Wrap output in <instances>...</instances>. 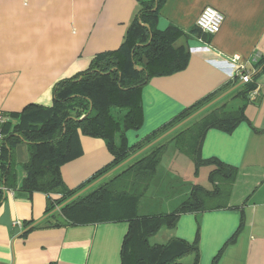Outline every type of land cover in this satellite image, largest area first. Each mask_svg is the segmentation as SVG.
Returning a JSON list of instances; mask_svg holds the SVG:
<instances>
[{"label":"crops","instance_id":"obj_1","mask_svg":"<svg viewBox=\"0 0 264 264\" xmlns=\"http://www.w3.org/2000/svg\"><path fill=\"white\" fill-rule=\"evenodd\" d=\"M205 7L224 18L215 35L195 27ZM140 9L135 0H0V111L9 115V132L26 107H51L59 82L85 72L97 55L119 49ZM169 27L183 34L174 46L186 51V67L152 77L142 87V125L125 133L127 145L141 142L221 89L220 96L231 90L222 98L226 110L241 107L243 102L233 99L245 85L234 82L232 58L239 57L256 92L247 101L246 120L230 133L209 130L201 146L202 159H217L237 169L229 208L182 214L166 240L196 243L197 264H212L217 256L215 264H264V203L249 204L250 182L254 186L264 178V70L258 65L264 59V0H165L156 29ZM78 143L79 155L60 168L69 190L112 161L104 140L79 133ZM176 154L182 171L184 155L177 150ZM27 158L26 144L18 143L12 152L16 188L12 195L0 192V218L7 205L11 223H21L17 235L0 224V264H120L128 224L46 226L48 197L20 190L25 176L21 165ZM201 187L210 189V184ZM186 258L193 263V256Z\"/></svg>","mask_w":264,"mask_h":264},{"label":"trees","instance_id":"obj_2","mask_svg":"<svg viewBox=\"0 0 264 264\" xmlns=\"http://www.w3.org/2000/svg\"><path fill=\"white\" fill-rule=\"evenodd\" d=\"M135 1L141 9L119 49L97 55L85 72L59 82L51 107L30 105L18 115V122L10 132L8 124L3 127L5 142L0 158V183L10 190L16 188L17 170L12 152L18 143H25L28 158L21 165L25 176L20 190L48 197L43 220L46 226L126 222L128 230L121 245L120 264H181L180 261L188 256H193L192 264H197L196 243L171 239L152 244L150 239L162 228L173 230L182 214L229 208L237 169L217 159H202L201 146L209 130L230 133L246 120L245 107L249 94L255 89L252 79L233 96L243 102L238 109L228 111L225 103L209 107L200 119L177 129L64 204L224 91L221 89L203 98L134 146L127 145L125 133L138 130L142 125V87L152 77L169 76L183 70L188 59L183 47L174 46L177 38L183 35L179 30L169 27L160 32L156 29L158 11L165 0ZM258 65L264 70V59ZM237 79L234 78V82ZM79 133L104 140L112 161L87 182L69 190L62 182L60 168L79 155ZM170 143L193 162L196 170L209 168L210 189L194 185L189 196L171 213L138 216L139 203ZM51 195L58 198L51 199ZM217 259L218 256L212 264Z\"/></svg>","mask_w":264,"mask_h":264},{"label":"rangeland","instance_id":"obj_3","mask_svg":"<svg viewBox=\"0 0 264 264\" xmlns=\"http://www.w3.org/2000/svg\"><path fill=\"white\" fill-rule=\"evenodd\" d=\"M222 104V100L218 101L215 105ZM235 105V104H234ZM232 105L229 109L234 108ZM206 112H202L187 124L181 126L182 128L188 126L190 122L200 119ZM180 127V128H181ZM179 128V129H180ZM178 155L174 143H170L163 154L159 163L156 176L151 182L146 195L141 199L137 215L138 216H153L159 214H168L176 209L190 194L191 188L199 184L208 187L207 173L208 167H201L195 169L193 162L186 156L184 164L178 167ZM180 158V157H179ZM251 179V177H249ZM264 203V178L254 185L249 184V204ZM170 233L169 230L162 228L156 237L150 239V243H166V237ZM168 242V241H167ZM181 264H190L189 258H184L180 261Z\"/></svg>","mask_w":264,"mask_h":264},{"label":"built area","instance_id":"obj_4","mask_svg":"<svg viewBox=\"0 0 264 264\" xmlns=\"http://www.w3.org/2000/svg\"><path fill=\"white\" fill-rule=\"evenodd\" d=\"M224 18L223 16L211 7H205L201 10L199 15L195 20V27L200 30L201 33L206 35H215L220 31V28L223 24ZM239 57L235 56L232 58V62L235 64V72L234 78H238V80L242 84H247L251 81L249 74L245 71L242 65L238 64ZM256 95L255 91H252L249 94V98L253 99ZM9 115L5 112L0 111V158L2 154V149L5 142V135L3 133V127L8 123ZM0 192L5 194H13V190L5 188L0 183ZM13 228H21V223L16 221L12 223Z\"/></svg>","mask_w":264,"mask_h":264},{"label":"water","instance_id":"obj_5","mask_svg":"<svg viewBox=\"0 0 264 264\" xmlns=\"http://www.w3.org/2000/svg\"><path fill=\"white\" fill-rule=\"evenodd\" d=\"M230 92H231V90L228 91V92H226L225 94H222L221 96L217 97L216 99H214L213 101H211L210 103H208L207 105H205L204 107H202L201 109H199L197 112H195L194 114H192L191 116H189L188 118H186L185 120H183L181 123H179L178 125H176L175 127H173L171 130H169L168 132H166L165 134H163L162 136H160L159 138H157L156 140H154L153 142H151L146 147L142 148L140 151L136 152L134 155H132L126 161H124L123 163H121L117 167L113 168L111 171H109L107 174H105L104 176H102L101 178H99L98 180H96L95 182H93L88 187H86L83 190H81L80 192H78L75 196H73L71 199H69L68 201H66L64 204H66V203L70 202L71 200L75 199L76 197L80 196L81 194H83L84 192H86L88 189H90L91 187H93L94 185H96L97 183H99L100 181L104 180L105 178H107L108 176H110L112 173H114L117 170H119L121 167H123L124 165H126L127 163H129L135 157H137L140 154H142L148 148H150L151 146H153L154 144H156L157 142H159L163 138L167 137L168 135H170L171 133H173L174 131H176L177 129H179L181 126L185 125L190 120H192L193 118H195L196 116H198L199 114H201L202 112H204L206 109H208L209 107H211L212 105H214L215 103H217L218 101H220L223 97H225ZM61 206H59L58 208H56L55 211L59 210ZM0 224L6 226L8 228V230H9V232H11L13 235H17V234L21 233L20 230H19V228H13L12 227V223H11V221L9 219V210H8V206L7 205H4V213H3V215L0 218ZM32 226H34V225H32Z\"/></svg>","mask_w":264,"mask_h":264}]
</instances>
